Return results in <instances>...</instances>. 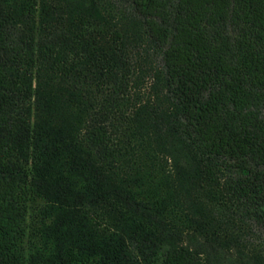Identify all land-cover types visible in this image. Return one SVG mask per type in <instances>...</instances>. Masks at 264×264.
Here are the masks:
<instances>
[{"label":"trees","instance_id":"obj_1","mask_svg":"<svg viewBox=\"0 0 264 264\" xmlns=\"http://www.w3.org/2000/svg\"><path fill=\"white\" fill-rule=\"evenodd\" d=\"M264 0H0V264H264Z\"/></svg>","mask_w":264,"mask_h":264},{"label":"rangeland","instance_id":"obj_2","mask_svg":"<svg viewBox=\"0 0 264 264\" xmlns=\"http://www.w3.org/2000/svg\"><path fill=\"white\" fill-rule=\"evenodd\" d=\"M258 236L256 238V244L260 246V248H264V231H258Z\"/></svg>","mask_w":264,"mask_h":264}]
</instances>
